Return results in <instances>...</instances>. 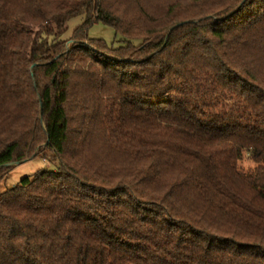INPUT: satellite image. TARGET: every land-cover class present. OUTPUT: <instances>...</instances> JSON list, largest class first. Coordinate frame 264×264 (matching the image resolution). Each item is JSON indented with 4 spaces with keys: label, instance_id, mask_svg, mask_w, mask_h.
Listing matches in <instances>:
<instances>
[{
    "label": "trees",
    "instance_id": "obj_1",
    "mask_svg": "<svg viewBox=\"0 0 264 264\" xmlns=\"http://www.w3.org/2000/svg\"><path fill=\"white\" fill-rule=\"evenodd\" d=\"M45 152L0 264H264V0H0V172Z\"/></svg>",
    "mask_w": 264,
    "mask_h": 264
},
{
    "label": "rangeland",
    "instance_id": "obj_2",
    "mask_svg": "<svg viewBox=\"0 0 264 264\" xmlns=\"http://www.w3.org/2000/svg\"><path fill=\"white\" fill-rule=\"evenodd\" d=\"M82 22L81 17H75L69 21V29L67 31V36H69L73 29L77 27ZM64 36L63 38H67ZM89 37L96 40H105L108 44L116 45L119 40L114 33V29L103 25L102 23H96L89 29ZM88 44L87 42H85ZM96 45L101 44L100 42H94ZM70 43H67L69 46ZM73 112V111H72ZM42 127H44L42 123ZM43 146V143L41 144ZM239 161H238V170L244 174L252 175L254 173L255 164L251 160L250 154L245 149H240ZM45 155V156H44ZM51 153L45 152L37 154L34 158L25 159L22 161H17L10 163L7 168H4L0 172V192L8 190L16 186L22 178L33 176L39 169L44 167H49L51 169H56V165L52 164L49 159H51ZM33 157V156H32ZM7 170V171H6ZM6 171V172H5ZM4 173V174H3Z\"/></svg>",
    "mask_w": 264,
    "mask_h": 264
}]
</instances>
